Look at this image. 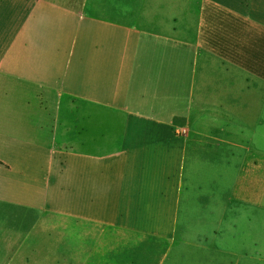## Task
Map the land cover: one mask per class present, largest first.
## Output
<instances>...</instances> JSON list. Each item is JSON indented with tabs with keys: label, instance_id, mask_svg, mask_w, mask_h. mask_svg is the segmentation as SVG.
<instances>
[{
	"label": "crops",
	"instance_id": "crops-1",
	"mask_svg": "<svg viewBox=\"0 0 264 264\" xmlns=\"http://www.w3.org/2000/svg\"><path fill=\"white\" fill-rule=\"evenodd\" d=\"M194 1L198 18L185 22L177 1L37 0L24 15L0 5V84L14 92L16 135L36 125L34 140L6 144L0 167L37 164L31 180H5L19 200L0 197V264H149L154 252V264H172L198 233L184 203L196 192L214 200L205 167L234 168L227 198L239 188L240 202L264 201V133L258 141L247 123L264 118V0L223 3L212 11L220 18ZM136 20L141 63L129 37ZM138 65L142 83L114 93ZM24 143L39 158L20 157ZM3 202L23 209L14 216Z\"/></svg>",
	"mask_w": 264,
	"mask_h": 264
},
{
	"label": "rangeland",
	"instance_id": "rangeland-1",
	"mask_svg": "<svg viewBox=\"0 0 264 264\" xmlns=\"http://www.w3.org/2000/svg\"><path fill=\"white\" fill-rule=\"evenodd\" d=\"M82 0H67L70 4H79ZM161 0H147V3L151 5L158 6ZM180 2L182 5L183 21L195 20L198 18L200 10L198 9V2L194 0H163V2ZM213 1L208 0L209 3V14L210 17H222L218 13L212 12L213 10L220 9V5L223 3L229 5H235V7L240 6L241 0H220ZM93 2V0H90ZM145 0H133L136 6L142 7ZM16 3L21 5V10L19 11L21 15L27 13L28 4L37 3V0H0V5H6ZM195 3L196 5H193ZM141 13V12H139ZM212 15V16H211ZM238 18L242 17V14L236 15ZM206 18V16H205ZM1 24V23H0ZM133 32L129 31V37L134 39L133 47L135 61L141 63V54L143 51V35H142V23L136 20ZM49 29L48 39L57 30L58 26H55L53 22L47 24ZM52 32V34H51ZM126 33V32H124ZM1 36H7V29L0 28V38ZM43 40V38H41ZM43 41H47L45 38ZM4 40L0 41V51L4 47ZM57 45V43H55ZM5 79L7 82L12 81L11 77ZM136 83H142L141 79V68L138 65L133 72H127L125 74H120L119 84L125 86V90H120L114 92L118 95H125L129 91V88L136 86ZM78 93L76 91L71 92V103L72 108H78ZM12 94V101L9 96ZM140 101L143 102L144 94L142 91L137 92ZM14 92L5 91L0 84V132L9 133L10 137H0V155L5 152L6 144L16 142L18 145V139L21 137L28 141L34 140L36 137L32 134L34 131L33 127L35 124L27 123L22 130L21 135H16V125L20 123L16 118V108L14 103ZM257 118H247V123L249 128L259 132L257 135V140L261 138V133H264V118L260 120L261 126H255V121ZM25 120H21V123ZM52 128V127H51ZM248 128L247 138L252 135V132ZM34 137V138H33ZM264 142V141H263ZM21 148L20 157L30 158L34 160L39 158L37 155H33L32 145H26L25 143L20 145ZM264 146V145H263ZM14 149V145L11 146V150ZM30 152V153H27ZM0 164H4V161L0 158ZM151 162V166H152ZM17 167L6 170L0 167V197L12 200L14 199L9 194H7L4 189V183L7 178H14L18 182L24 183L30 179V175L37 168V164H17ZM47 166L45 168V171ZM199 167V170H202ZM232 168L228 172L225 171L222 165L205 167L204 171H207V176L209 179L214 180L215 184H209L210 195H214V200L210 203H206V199H202V194L199 196V200H196V194L192 198V201L184 203V213L183 221L187 228H192L197 230L198 233L192 235L191 241L195 245L194 247H189L187 249L178 252L176 255V260L172 264H264V201L255 202L254 200H249L248 203L240 202L242 198V193L239 188L237 189L235 196L233 198H227L231 188L229 186L232 184L236 186L234 182H231L234 177V172ZM22 172V175H21ZM173 175V174H171ZM198 189H207L208 184L198 180ZM210 183L212 181H209ZM238 187V186H237ZM225 191L224 194L222 192ZM15 195V193H13ZM204 195V194H203ZM11 211L15 216L18 214L23 207L21 205H11L10 203H1V210ZM5 218L6 212H5ZM167 219L169 216L167 215ZM2 217H0L1 221ZM8 222L14 221V218H6ZM171 221V219H170ZM159 226V222L156 223ZM165 226V222H163ZM159 236L157 234L151 235V242H158ZM156 252L153 253V257L149 259V264H154Z\"/></svg>",
	"mask_w": 264,
	"mask_h": 264
}]
</instances>
